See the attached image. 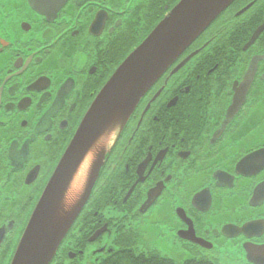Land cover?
Listing matches in <instances>:
<instances>
[{
    "label": "flooded vegetation",
    "instance_id": "1",
    "mask_svg": "<svg viewBox=\"0 0 264 264\" xmlns=\"http://www.w3.org/2000/svg\"><path fill=\"white\" fill-rule=\"evenodd\" d=\"M179 1L0 0V264L102 87ZM261 219L264 0H236L146 90L50 264H264Z\"/></svg>",
    "mask_w": 264,
    "mask_h": 264
},
{
    "label": "water",
    "instance_id": "2",
    "mask_svg": "<svg viewBox=\"0 0 264 264\" xmlns=\"http://www.w3.org/2000/svg\"><path fill=\"white\" fill-rule=\"evenodd\" d=\"M235 1L180 0L113 73L58 162L10 264L51 263L146 90Z\"/></svg>",
    "mask_w": 264,
    "mask_h": 264
},
{
    "label": "trees",
    "instance_id": "3",
    "mask_svg": "<svg viewBox=\"0 0 264 264\" xmlns=\"http://www.w3.org/2000/svg\"><path fill=\"white\" fill-rule=\"evenodd\" d=\"M128 264H218L205 257H189L184 259L181 263L176 262L168 256H161L150 253L148 256H138L130 259Z\"/></svg>",
    "mask_w": 264,
    "mask_h": 264
},
{
    "label": "rangeland",
    "instance_id": "4",
    "mask_svg": "<svg viewBox=\"0 0 264 264\" xmlns=\"http://www.w3.org/2000/svg\"><path fill=\"white\" fill-rule=\"evenodd\" d=\"M180 258H178V259H180ZM182 261H183V259L179 260L178 262L181 263ZM214 261H216V263H218V264H240L237 261H235L231 258H228V257H221V258L215 259ZM9 263H10V259L9 260L5 259L4 261L1 262V264H9Z\"/></svg>",
    "mask_w": 264,
    "mask_h": 264
},
{
    "label": "clouds",
    "instance_id": "5",
    "mask_svg": "<svg viewBox=\"0 0 264 264\" xmlns=\"http://www.w3.org/2000/svg\"><path fill=\"white\" fill-rule=\"evenodd\" d=\"M90 164H91V158L89 159V166H90ZM81 191H82V189H81Z\"/></svg>",
    "mask_w": 264,
    "mask_h": 264
}]
</instances>
